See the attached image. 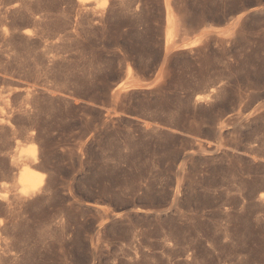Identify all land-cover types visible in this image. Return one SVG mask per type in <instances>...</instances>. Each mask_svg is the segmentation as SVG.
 Instances as JSON below:
<instances>
[{"label":"rangeland","instance_id":"rangeland-1","mask_svg":"<svg viewBox=\"0 0 264 264\" xmlns=\"http://www.w3.org/2000/svg\"><path fill=\"white\" fill-rule=\"evenodd\" d=\"M0 264H264V0H0Z\"/></svg>","mask_w":264,"mask_h":264},{"label":"bare ground","instance_id":"bare-ground-1","mask_svg":"<svg viewBox=\"0 0 264 264\" xmlns=\"http://www.w3.org/2000/svg\"><path fill=\"white\" fill-rule=\"evenodd\" d=\"M83 2H89V1H93V0H81ZM106 1L103 2V5H106ZM123 85H125V82L120 83L117 87V89L122 88ZM23 169L26 170L25 175L23 176L22 180H21V191L25 194L29 193L31 190H34L37 187V178L35 175H33L32 173L28 172L29 169L27 168V164L25 163L23 165Z\"/></svg>","mask_w":264,"mask_h":264}]
</instances>
